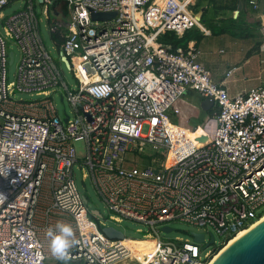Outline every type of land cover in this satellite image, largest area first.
Returning a JSON list of instances; mask_svg holds the SVG:
<instances>
[{
    "label": "built area",
    "instance_id": "built-area-1",
    "mask_svg": "<svg viewBox=\"0 0 264 264\" xmlns=\"http://www.w3.org/2000/svg\"><path fill=\"white\" fill-rule=\"evenodd\" d=\"M11 1L0 0V9ZM28 1L9 15L0 10V264H62L46 235L57 222L71 224L78 240L69 261L206 263L264 207V86L231 94L212 79L193 39L176 48L160 39L194 26L210 32L188 15L196 0H41L50 36L74 70L69 87ZM92 12L115 14L100 20ZM8 40L20 52L11 81ZM188 90L213 100L204 126L184 124ZM15 91L36 97L16 99ZM57 94L70 106L62 117ZM198 129L199 141L189 142ZM75 140L85 143L82 159ZM146 144L163 155L144 154ZM77 161L110 218L145 223L143 238L103 232L110 225L90 216L75 184ZM175 219L206 227L213 242L163 239Z\"/></svg>",
    "mask_w": 264,
    "mask_h": 264
},
{
    "label": "rangeland",
    "instance_id": "rangeland-1",
    "mask_svg": "<svg viewBox=\"0 0 264 264\" xmlns=\"http://www.w3.org/2000/svg\"><path fill=\"white\" fill-rule=\"evenodd\" d=\"M26 1L29 2L28 0H12L8 5L3 6L0 10L4 15H9L13 11L23 8L26 4ZM32 3L35 14L39 19V28L44 45L53 60L61 69L66 84L69 87L73 88L76 84L74 70L62 59V55L56 48V45L50 36V32L47 28V20L45 18L44 7L39 2V0H32ZM60 8L62 9L61 5ZM198 12H200L201 14V20L209 26H218V24H221L222 26H229L233 28V26H235V23H237V21L234 22L232 19H230L235 14V12L232 11V7L230 8L226 0H216L215 2H212V0H197L195 6L193 7V12L188 11V14L192 16V18L198 19ZM234 36L237 37L236 39L239 40L240 44H233V40L235 37H231V35L219 36V34H214L215 39L212 38V40L214 41L213 44L215 47V51L217 52L218 49H223L222 51H220V53H216L219 57L227 58L230 57L231 53H234L237 56L239 52H242L240 51V47H242L241 44H243V42L240 39V35ZM8 47L9 50L13 51L14 53V60L12 63H9L7 67L8 80L11 81L13 80L20 52L18 50V46L13 40H8ZM250 54L254 55L251 59V62L246 65V67L240 69L236 74L237 77H241L243 75V78L240 79L241 86L242 88L245 87L248 90L260 84H263L264 86V60H260L261 58H264V51H252ZM188 92H186L184 96ZM191 93L196 97L195 103L197 104L200 111L197 115L191 117L188 122H184V124L193 128L195 126L198 127L203 125V122L206 120V113L202 110L200 105V102L203 99L201 100L200 97V101H198L197 98L199 94L195 91H191ZM14 97L16 99L29 100L34 99L36 96H30L27 93L15 91ZM54 101L60 117H62L64 109L70 111L69 104L66 101L62 103L58 94L54 96ZM171 121H173L174 123H179L178 117L176 116H171ZM178 133H181V131L178 130ZM73 146L75 147L77 157H79L80 159L84 158L86 155V147L84 141L75 140L73 142ZM144 154L163 155L156 153L149 144H146L144 146ZM73 178L78 190L85 196V198H87L86 205L88 209L99 210L100 219L107 225L121 230L123 234L128 238L141 239L147 233L148 226L145 223L126 217L122 218L119 222H116L110 218V215L112 214L111 211L108 209L105 202L97 193L92 181L90 180V177H83L81 163L78 161L73 165ZM263 210L264 207L261 208V211ZM168 224L173 229L168 232L161 231L160 235L163 239L179 237L191 241L195 240L201 245H207L211 238L209 230L204 226H199L179 219L171 220L168 222ZM200 234H202L204 240L195 239L197 235ZM215 238L217 239L218 236L215 235Z\"/></svg>",
    "mask_w": 264,
    "mask_h": 264
},
{
    "label": "crops",
    "instance_id": "crops-1",
    "mask_svg": "<svg viewBox=\"0 0 264 264\" xmlns=\"http://www.w3.org/2000/svg\"><path fill=\"white\" fill-rule=\"evenodd\" d=\"M215 1L216 0H212V2ZM226 1L228 2L230 8L232 7V11L235 12L232 18L238 17L236 19L237 23H235L234 28H230L234 33L231 31L213 32L208 28L209 25L201 20V14L198 12L197 17L200 18V23L207 27L210 32L208 34L201 33L198 38H194L193 40L201 51L200 61L210 71L212 79L217 83H222L227 88L229 93L236 94L248 90L245 87L242 88L240 79L243 78V75L241 77H237V72L243 67H246V65L251 62V59L254 56L250 54L252 51H264V34H262L260 31V27L262 26V23H264V0H255L258 4V8H254L253 5L249 3V0ZM220 25L218 24V26ZM210 27L212 29L215 28V26ZM214 34H219V36L231 35V37H235L234 35H240V39L243 42V44H241L242 47H240V51L242 52H239L237 56L234 53H231L230 57H219L216 53H220V51L223 49H218L217 52L215 51L213 44L214 41L212 40V38L215 39ZM236 38L237 37L234 38L233 44H240L239 40ZM260 60H264V58H261ZM229 69H232V72L229 76H226V73ZM188 91V93L183 96V103L181 106L183 111L189 114V117H193L199 113L200 109L195 103L196 97L191 93L193 90ZM200 97L201 96L198 95V101H200ZM202 99L203 98L201 97V100ZM215 109V106L211 108L213 112ZM205 113L206 119L208 116L212 115L209 110L205 111ZM191 117L188 119V121L191 119ZM178 130L181 132L184 131L183 129ZM198 131L199 132L195 133L194 136H192L193 133L189 135V142L199 141L197 140V137L200 134V129Z\"/></svg>",
    "mask_w": 264,
    "mask_h": 264
},
{
    "label": "water",
    "instance_id": "water-1",
    "mask_svg": "<svg viewBox=\"0 0 264 264\" xmlns=\"http://www.w3.org/2000/svg\"><path fill=\"white\" fill-rule=\"evenodd\" d=\"M114 14L115 12H92V18L107 20L113 17ZM9 58V63H12V51L9 53ZM62 59L69 65L66 56H62ZM60 100H62V97ZM200 105L202 110L208 111L213 107L214 103L213 100L205 98L200 102ZM85 201H87L86 198ZM90 213L94 216H100V212L97 209L90 210ZM162 229L168 232L173 228L165 225ZM102 230L111 238H123V232L113 226H104ZM195 239L202 240V234L197 235ZM212 242L213 235H211L209 240V243ZM214 264H264V220L231 246Z\"/></svg>",
    "mask_w": 264,
    "mask_h": 264
},
{
    "label": "clouds",
    "instance_id": "clouds-1",
    "mask_svg": "<svg viewBox=\"0 0 264 264\" xmlns=\"http://www.w3.org/2000/svg\"><path fill=\"white\" fill-rule=\"evenodd\" d=\"M46 235L52 254L62 261L63 264H68L71 258V249L78 243L72 225L65 222H57L54 226H50L47 229Z\"/></svg>",
    "mask_w": 264,
    "mask_h": 264
},
{
    "label": "trees",
    "instance_id": "trees-1",
    "mask_svg": "<svg viewBox=\"0 0 264 264\" xmlns=\"http://www.w3.org/2000/svg\"><path fill=\"white\" fill-rule=\"evenodd\" d=\"M238 18V17H237ZM237 18H230L232 19L234 22L237 21L236 19ZM210 30H212L213 32H225V31H231L232 30L230 29L231 27H226V26H215V28H211L210 26L208 27ZM234 28V26H233ZM201 31L198 27L194 26V27H191L189 29H187L183 34L182 36H177L176 34L172 33V32H167L162 38L161 40L164 41V42H167L169 44H171V46L173 48H176L178 46H182V47H185L188 43L189 40H192L194 38H198L200 35H201ZM234 33V32H232ZM211 114H213V111L210 109L209 110ZM264 214V210L261 211V213H259L258 217L257 218H254V219H251L250 220V223L255 221L256 219H258L261 215ZM90 216L91 217H94L91 213H90ZM242 229V228H241ZM240 230V229H239ZM234 235V234H233ZM233 235H229L225 240H224V243L225 241H227L228 239H230L231 237H233ZM223 242H221L220 244H218L215 248H214V252L213 253H216L219 249H221L223 247ZM63 264V262H62ZM68 264H81L80 262H73V261H68ZM205 264V263H203Z\"/></svg>",
    "mask_w": 264,
    "mask_h": 264
},
{
    "label": "bare ground",
    "instance_id": "bare-ground-1",
    "mask_svg": "<svg viewBox=\"0 0 264 264\" xmlns=\"http://www.w3.org/2000/svg\"><path fill=\"white\" fill-rule=\"evenodd\" d=\"M41 2V1H40ZM190 12V11H189ZM189 15V14H188ZM190 16V15H189ZM192 17V16H191ZM199 18V17H198ZM199 131H196L197 133ZM195 133L192 134V136L195 135ZM262 220H264V214L261 215L258 219L255 221L249 223L244 228L237 230L233 237L228 239L221 249H219L216 253H214L210 259L205 264H214L231 246H233L238 240H240L243 236H245L248 232H250L255 226H257Z\"/></svg>",
    "mask_w": 264,
    "mask_h": 264
}]
</instances>
